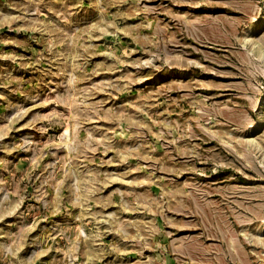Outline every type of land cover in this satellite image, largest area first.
<instances>
[{
    "label": "rangeland",
    "instance_id": "1",
    "mask_svg": "<svg viewBox=\"0 0 264 264\" xmlns=\"http://www.w3.org/2000/svg\"><path fill=\"white\" fill-rule=\"evenodd\" d=\"M0 264H264V0H0Z\"/></svg>",
    "mask_w": 264,
    "mask_h": 264
}]
</instances>
